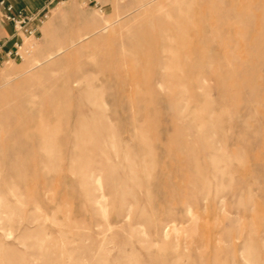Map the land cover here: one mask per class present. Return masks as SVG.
<instances>
[{"label":"rangeland","instance_id":"374dc122","mask_svg":"<svg viewBox=\"0 0 264 264\" xmlns=\"http://www.w3.org/2000/svg\"><path fill=\"white\" fill-rule=\"evenodd\" d=\"M0 65V264H264V0H64Z\"/></svg>","mask_w":264,"mask_h":264},{"label":"built area","instance_id":"2783aa9c","mask_svg":"<svg viewBox=\"0 0 264 264\" xmlns=\"http://www.w3.org/2000/svg\"><path fill=\"white\" fill-rule=\"evenodd\" d=\"M0 5H4L6 9L4 17L12 23L13 32L15 35L22 33L29 37L34 36L38 32V27L43 22V18L46 15L44 13L46 9L35 11L33 13L18 10L16 13H14L13 6L11 4H5V1L1 0ZM23 44H16L15 49H6L4 51V56L0 55V65L9 59L15 60L22 58V53L20 50ZM4 49V45L0 44V52Z\"/></svg>","mask_w":264,"mask_h":264},{"label":"crops","instance_id":"0c3cea01","mask_svg":"<svg viewBox=\"0 0 264 264\" xmlns=\"http://www.w3.org/2000/svg\"><path fill=\"white\" fill-rule=\"evenodd\" d=\"M1 1V0H0ZM5 4H11L13 6V12L16 13L18 10L24 12L33 13L35 11H41L48 8V6L55 1L64 2V0H3ZM6 9L4 5H0V44L4 45V50L0 52V55L4 56L6 49H15L16 44H23L25 38L29 37L25 34L20 33L15 35L13 32V25L8 21L5 15ZM39 31L35 34L37 35Z\"/></svg>","mask_w":264,"mask_h":264}]
</instances>
